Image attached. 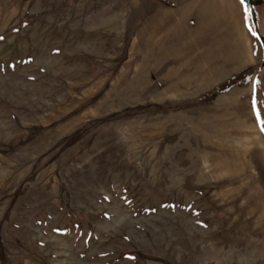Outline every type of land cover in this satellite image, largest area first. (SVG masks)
I'll return each mask as SVG.
<instances>
[{"label":"rangeland","instance_id":"1","mask_svg":"<svg viewBox=\"0 0 264 264\" xmlns=\"http://www.w3.org/2000/svg\"><path fill=\"white\" fill-rule=\"evenodd\" d=\"M250 19L238 0H0V264H264Z\"/></svg>","mask_w":264,"mask_h":264},{"label":"flooded vegetation","instance_id":"2","mask_svg":"<svg viewBox=\"0 0 264 264\" xmlns=\"http://www.w3.org/2000/svg\"><path fill=\"white\" fill-rule=\"evenodd\" d=\"M239 3L241 2L239 1ZM243 7L247 8L251 15L250 23H251V26L254 28V30L257 29L258 32L263 30L264 29V0H252L251 8L246 7L244 5ZM257 38H260L261 40L264 41V36L263 37L260 36Z\"/></svg>","mask_w":264,"mask_h":264},{"label":"water","instance_id":"3","mask_svg":"<svg viewBox=\"0 0 264 264\" xmlns=\"http://www.w3.org/2000/svg\"><path fill=\"white\" fill-rule=\"evenodd\" d=\"M244 6L251 8V1L252 0H239ZM255 34L257 37H260L259 32L257 29H255Z\"/></svg>","mask_w":264,"mask_h":264},{"label":"snow or ice","instance_id":"4","mask_svg":"<svg viewBox=\"0 0 264 264\" xmlns=\"http://www.w3.org/2000/svg\"><path fill=\"white\" fill-rule=\"evenodd\" d=\"M257 83H259V81H257ZM257 114L259 115V112H257ZM262 123H264V121H262ZM262 130H264V129H262Z\"/></svg>","mask_w":264,"mask_h":264}]
</instances>
